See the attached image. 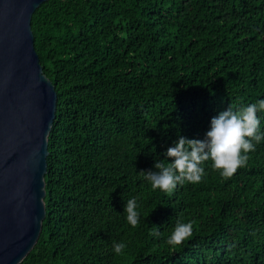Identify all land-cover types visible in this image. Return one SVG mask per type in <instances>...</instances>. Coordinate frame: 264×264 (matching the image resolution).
I'll list each match as a JSON object with an SVG mask.
<instances>
[{"label": "trees", "instance_id": "16d2710c", "mask_svg": "<svg viewBox=\"0 0 264 264\" xmlns=\"http://www.w3.org/2000/svg\"><path fill=\"white\" fill-rule=\"evenodd\" d=\"M32 29L58 103L46 218L21 264H264V142L232 176L208 161L172 192L139 174L179 135L264 98V0H49ZM177 220L193 231L170 246Z\"/></svg>", "mask_w": 264, "mask_h": 264}, {"label": "water", "instance_id": "95a60500", "mask_svg": "<svg viewBox=\"0 0 264 264\" xmlns=\"http://www.w3.org/2000/svg\"><path fill=\"white\" fill-rule=\"evenodd\" d=\"M49 0H0V264H21L46 218L56 87L35 48L32 18Z\"/></svg>", "mask_w": 264, "mask_h": 264}, {"label": "clouds", "instance_id": "9594fccd", "mask_svg": "<svg viewBox=\"0 0 264 264\" xmlns=\"http://www.w3.org/2000/svg\"><path fill=\"white\" fill-rule=\"evenodd\" d=\"M264 98L238 109L229 106L210 120L203 138H188L179 135L165 151V159H156L153 170L139 174L151 188L172 192L179 184L198 183L206 175V162L219 170L220 175L232 176L238 168L244 167L248 153L255 151L257 144L264 142ZM126 221L136 226L140 222V204L136 196L129 198L124 205ZM193 231L191 221L177 220L167 237L170 246L180 245ZM157 229L152 233L158 236ZM124 242H114L113 251L121 253Z\"/></svg>", "mask_w": 264, "mask_h": 264}]
</instances>
